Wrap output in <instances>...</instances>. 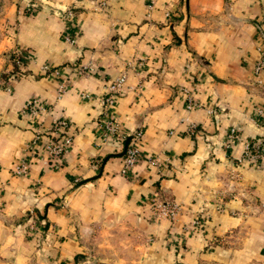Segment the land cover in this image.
<instances>
[{
	"label": "crops",
	"instance_id": "1",
	"mask_svg": "<svg viewBox=\"0 0 264 264\" xmlns=\"http://www.w3.org/2000/svg\"><path fill=\"white\" fill-rule=\"evenodd\" d=\"M37 1L16 16L20 70L0 82V250L10 264L41 250L67 261L99 222L134 228L154 264H264V152L258 165L238 160L245 140L264 135V71L261 85L253 75L264 0ZM121 72L108 110L121 137L141 131L127 173L122 143L98 126ZM32 95L51 108L44 124L69 119L73 142L60 160L33 159L19 175L12 166L37 126L20 107ZM231 127L240 139L227 146ZM158 198L178 202L175 219L155 215Z\"/></svg>",
	"mask_w": 264,
	"mask_h": 264
},
{
	"label": "built area",
	"instance_id": "2",
	"mask_svg": "<svg viewBox=\"0 0 264 264\" xmlns=\"http://www.w3.org/2000/svg\"><path fill=\"white\" fill-rule=\"evenodd\" d=\"M33 3H27L26 9L34 10ZM71 14V12H68ZM67 39L73 43L75 42V36H68ZM259 49V55L254 61L253 65V75L256 83L261 85L263 83L262 72L264 71V49ZM12 62L17 65H21L22 59L17 55L12 56ZM85 67V66H83ZM42 69L47 70L48 65L42 64ZM57 70L55 71V73ZM67 78H63L57 87V96H60L67 85ZM126 81V73L121 72L114 78H112L107 84V93L102 97L101 103L104 108L100 112V118L98 121V126L101 130L102 138H107L114 136L115 139L123 145L122 153V167L121 172L127 173L134 163L141 156V149L139 147L138 141L141 136V131H135L130 138L121 137L119 135V120L118 118L111 114L108 110V106L112 103L116 94L122 90ZM8 90L10 88L6 86ZM194 104L192 102L188 103V108H191ZM50 106L42 102L38 96L32 95L27 98L20 107V112L22 114L32 116L33 120L36 122L35 134L31 141V144L26 146L25 154L19 157L16 164L12 166V171L15 174L24 175L29 171L31 160H43L45 162H55L60 160L66 152L70 150L71 144L73 142V135L67 131L69 119L64 115H58L53 117L49 124H44L41 117L44 114L50 113ZM213 112V110H209ZM262 111V109H259ZM228 142L227 146L240 139V134L235 127H231L228 130ZM264 152V135L260 138L247 139L244 141L242 153L238 158L239 162L245 160L252 161L255 165L261 164L260 160ZM149 160L160 165L161 161L157 156H151ZM154 213L157 216L165 217L170 220L176 218L178 210L180 208L178 202L175 200H154Z\"/></svg>",
	"mask_w": 264,
	"mask_h": 264
},
{
	"label": "rangeland",
	"instance_id": "3",
	"mask_svg": "<svg viewBox=\"0 0 264 264\" xmlns=\"http://www.w3.org/2000/svg\"><path fill=\"white\" fill-rule=\"evenodd\" d=\"M37 3V7L42 4L37 0H0V82L7 73V63L12 62V36L13 30L17 27V15L21 13H32L34 10L26 9L27 3ZM39 4V5H38ZM36 8V5L33 6ZM106 223V222H105ZM118 222L101 223L97 230L84 231L82 247L73 258L58 260L52 257L47 258L41 250L36 254L37 259L29 261L28 264H154L151 261L146 239L138 233H134V228L128 226H116ZM96 229V228H95ZM98 235V237L96 236ZM41 243H32L29 254L36 251ZM22 246V245H21ZM20 246L23 252L24 247ZM26 251V250H24ZM145 258V259H143ZM51 259V260H50ZM12 255H5L0 250V264H10ZM45 262V263H44Z\"/></svg>",
	"mask_w": 264,
	"mask_h": 264
},
{
	"label": "trees",
	"instance_id": "4",
	"mask_svg": "<svg viewBox=\"0 0 264 264\" xmlns=\"http://www.w3.org/2000/svg\"><path fill=\"white\" fill-rule=\"evenodd\" d=\"M32 3L34 4V5H37V3L35 2L34 3V1H32ZM40 3V2H39ZM39 5V4H38ZM23 14H29V13H23ZM14 54H12V56H13ZM11 64H12V67H11V69H10V71L7 73V74H5V76H4V78L5 79H7V77H9V75H11L12 73L14 74V73H18V71L20 70L19 69V67L17 66V64H15L14 62H11ZM128 138H130V136L128 137ZM61 264H65V262H61Z\"/></svg>",
	"mask_w": 264,
	"mask_h": 264
}]
</instances>
